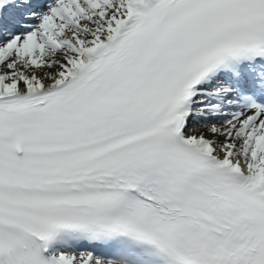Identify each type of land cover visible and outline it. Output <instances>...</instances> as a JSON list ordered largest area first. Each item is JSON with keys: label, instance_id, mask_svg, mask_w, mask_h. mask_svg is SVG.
<instances>
[{"label": "snow or ice", "instance_id": "obj_1", "mask_svg": "<svg viewBox=\"0 0 264 264\" xmlns=\"http://www.w3.org/2000/svg\"><path fill=\"white\" fill-rule=\"evenodd\" d=\"M0 264H264V0H0Z\"/></svg>", "mask_w": 264, "mask_h": 264}]
</instances>
